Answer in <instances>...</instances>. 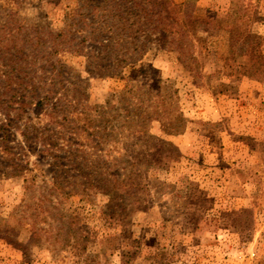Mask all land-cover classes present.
I'll use <instances>...</instances> for the list:
<instances>
[{
  "label": "rangeland",
  "instance_id": "obj_1",
  "mask_svg": "<svg viewBox=\"0 0 264 264\" xmlns=\"http://www.w3.org/2000/svg\"><path fill=\"white\" fill-rule=\"evenodd\" d=\"M135 1L0 0V264H264V0Z\"/></svg>",
  "mask_w": 264,
  "mask_h": 264
},
{
  "label": "trees",
  "instance_id": "obj_2",
  "mask_svg": "<svg viewBox=\"0 0 264 264\" xmlns=\"http://www.w3.org/2000/svg\"><path fill=\"white\" fill-rule=\"evenodd\" d=\"M130 2H131V5L130 6H128L127 7V10H123L122 12L124 13L125 11H128V10H130L131 12H132V8L134 9V7H136V6H139V5H141L140 3H137L135 0H129ZM151 2V0H148V3H150ZM157 5V3H155L154 2V6H156ZM145 10H147V8L145 9L144 8V12L146 13L147 11H145ZM129 13V12H128ZM148 13V12H147ZM146 37H150V35H146ZM259 44H258V48H261L262 47V44L260 43V42H258ZM259 53L263 56L264 54H262L263 52H262V50H260L259 51ZM262 67V66H261ZM264 72H262V74H263Z\"/></svg>",
  "mask_w": 264,
  "mask_h": 264
}]
</instances>
